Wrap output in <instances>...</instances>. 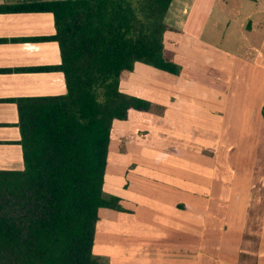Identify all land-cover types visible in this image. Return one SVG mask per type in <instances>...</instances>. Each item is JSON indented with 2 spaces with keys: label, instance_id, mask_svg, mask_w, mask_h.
I'll use <instances>...</instances> for the list:
<instances>
[{
  "label": "crops",
  "instance_id": "obj_1",
  "mask_svg": "<svg viewBox=\"0 0 264 264\" xmlns=\"http://www.w3.org/2000/svg\"><path fill=\"white\" fill-rule=\"evenodd\" d=\"M34 1L0 0V169L23 168L17 100L65 92L52 13L10 9ZM195 1L181 72L136 62L120 83L151 106L110 129L102 188L123 211L98 209L100 264H264V0L219 7L252 20L223 43L203 35L218 0Z\"/></svg>",
  "mask_w": 264,
  "mask_h": 264
},
{
  "label": "trees",
  "instance_id": "obj_2",
  "mask_svg": "<svg viewBox=\"0 0 264 264\" xmlns=\"http://www.w3.org/2000/svg\"><path fill=\"white\" fill-rule=\"evenodd\" d=\"M173 0H43L13 11L53 15L65 92L17 100L22 169H0V264H100L98 209L123 211L103 191L109 136L146 99L123 92L136 62L179 74ZM176 35V36H177ZM264 114V111H263Z\"/></svg>",
  "mask_w": 264,
  "mask_h": 264
},
{
  "label": "rangeland",
  "instance_id": "obj_3",
  "mask_svg": "<svg viewBox=\"0 0 264 264\" xmlns=\"http://www.w3.org/2000/svg\"><path fill=\"white\" fill-rule=\"evenodd\" d=\"M193 1H194V5H195V2H196L195 0H173L171 6L169 8L168 14L166 16L167 23L169 25L174 26L177 29H181L184 31L183 27L185 26L184 24H186V18L185 17L187 15L186 10L189 9L191 6H193ZM255 1H256V5L259 6L261 0H255ZM240 2L244 5V8H246L247 5L249 6L251 4L250 0H218V3L216 1L217 5L215 4V6H214V8H215L214 21L217 22V24L210 22V25H208V27L206 28L205 33L203 35H205V37L208 36V37H206L207 39L208 38L214 39V40L216 39V41L220 40V42L223 43V40L225 38H223L221 36V34H223L225 31V28H226L225 25H231V27L233 26L232 31H231L232 36H234L235 38H236V35L241 36L242 33L245 31L244 29L246 27L245 26L246 21L250 20L252 22V20L249 18V16L248 17H246V16L242 17V15L240 13H238V14L236 13L237 18L236 19H230L229 18V21H228V17H230L229 16L230 13L226 14V12L219 10V7L221 5L227 4V6L229 8H233L237 4H240ZM263 4H264V1H263ZM193 9H194V12H197L196 6H194ZM192 15H193V13H191V16ZM192 18H193V16H192ZM195 20H196V16H195V19H193V20L191 19V23L193 21L196 22ZM176 35H175L174 41H178V43H180L181 46L182 45L185 46V48H183V49H181V47L178 48V55H180L184 58L186 56L188 58H190L191 56L188 55L189 53L191 54L190 50L192 48V46L190 45V43H191L190 38H187L186 35L185 36H180V35L176 36ZM230 39H231V41L228 43V44H230L229 46H231V47L236 46L237 48L242 46V45L235 44L234 38H230ZM211 50H210V52H211ZM205 54H207V53H205ZM182 57H180V58H182ZM139 70L140 69L137 67L136 72H138ZM198 71H200V70H198Z\"/></svg>",
  "mask_w": 264,
  "mask_h": 264
}]
</instances>
